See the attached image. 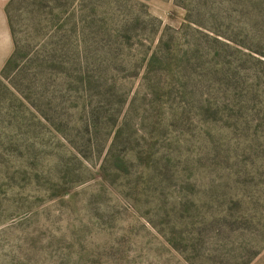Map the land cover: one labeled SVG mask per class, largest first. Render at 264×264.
<instances>
[{"label": "rangeland", "instance_id": "rangeland-1", "mask_svg": "<svg viewBox=\"0 0 264 264\" xmlns=\"http://www.w3.org/2000/svg\"><path fill=\"white\" fill-rule=\"evenodd\" d=\"M8 1L0 264H264V14L225 49L179 29L174 0H146L159 31L126 25L122 1L71 4L2 76ZM162 32L190 57L147 74ZM211 45L229 63L205 71L192 55Z\"/></svg>", "mask_w": 264, "mask_h": 264}, {"label": "trees", "instance_id": "trees-1", "mask_svg": "<svg viewBox=\"0 0 264 264\" xmlns=\"http://www.w3.org/2000/svg\"><path fill=\"white\" fill-rule=\"evenodd\" d=\"M92 0H9L5 6V12L9 29L13 38L14 48L10 57L7 59L4 67L1 70V75L6 76L7 72L11 69L15 61L19 59L28 58V52L21 53V48L27 50L29 47L26 36L32 32H36L38 27L43 31L50 23L54 22L56 18H61L71 4L79 5L81 10L91 9L94 10L98 6L89 2ZM127 3L129 9L127 14L128 21L126 25L136 27H143L144 29L149 22L157 24L154 31H159L161 20L152 16L148 11L146 0H115L117 4L122 7V2ZM175 4L182 7L185 12V20L179 29L189 28L194 31L200 32L216 45H222L225 49L230 44L222 40L220 37L238 41L240 23L243 21H251L259 18L264 14V0H174ZM103 6V5H102ZM144 18V19H143ZM61 20V19H60ZM57 20L56 22H59ZM22 22L26 24L27 32L24 33L21 26ZM53 24V23H52ZM29 30V31H28ZM239 30V31H238ZM127 33V32H126ZM230 35H229V34ZM164 33L160 37V44L149 54L146 60L147 74L154 70L155 67H160L165 58V64H170L172 58L177 57L176 66H182L183 63L188 61L190 56H173L166 53L159 46L163 43ZM20 36V37H19ZM237 48L236 44L232 45ZM203 57L193 56L199 62L200 68L205 71L216 70V68L224 65L227 62L226 57L223 55V50L215 45L210 47L204 46ZM159 54H163L164 57ZM15 65V64H14ZM252 259L246 260L243 264H248Z\"/></svg>", "mask_w": 264, "mask_h": 264}]
</instances>
